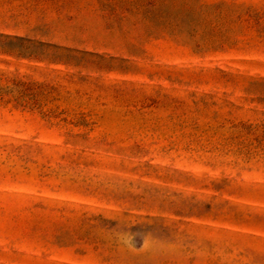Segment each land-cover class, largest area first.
Listing matches in <instances>:
<instances>
[{
  "label": "rangeland",
  "instance_id": "obj_1",
  "mask_svg": "<svg viewBox=\"0 0 264 264\" xmlns=\"http://www.w3.org/2000/svg\"><path fill=\"white\" fill-rule=\"evenodd\" d=\"M0 264H264V0H0Z\"/></svg>",
  "mask_w": 264,
  "mask_h": 264
}]
</instances>
